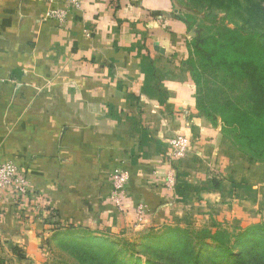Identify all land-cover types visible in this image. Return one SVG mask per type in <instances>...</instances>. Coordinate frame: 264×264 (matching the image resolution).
<instances>
[{"label": "crops", "instance_id": "obj_1", "mask_svg": "<svg viewBox=\"0 0 264 264\" xmlns=\"http://www.w3.org/2000/svg\"><path fill=\"white\" fill-rule=\"evenodd\" d=\"M46 5L0 0V162L28 186L17 203L0 190V250H36L43 213L108 226L114 169L129 172L135 199L158 205L146 183L170 169L163 153L179 130L194 161L205 154L225 168L235 157L220 121L196 109L193 34L171 0H83L63 25Z\"/></svg>", "mask_w": 264, "mask_h": 264}, {"label": "rangeland", "instance_id": "obj_2", "mask_svg": "<svg viewBox=\"0 0 264 264\" xmlns=\"http://www.w3.org/2000/svg\"><path fill=\"white\" fill-rule=\"evenodd\" d=\"M171 1L177 15L191 25V41L201 32L206 36L213 33V27H243L245 31L264 34V2L258 5L256 0H240L241 9H228L223 7L227 6L226 2ZM196 66L198 71H202L199 64ZM203 78H206L205 75ZM207 121L213 125V121ZM179 131L167 141L163 153L165 160L171 163L170 169L146 183L149 190L160 195L158 205L152 206L143 198L135 199L132 188L128 186L129 172L114 169L109 173V191L104 199L108 226L100 229L78 227L58 217L53 218L58 223L52 225L42 222L47 216L43 213L39 218L42 226L35 227L38 238L36 250H27L13 242L6 243L0 250V264H72L74 256L78 254L71 240L75 233L67 234L65 231L68 225L73 226L71 232H79L80 240L97 236L106 241L103 243L113 244L110 255H118L120 260L131 264H146V257L140 253L137 245L144 234L154 233L158 236L167 226L207 228L212 232L225 230L234 236L250 226L264 224V162L248 161L242 156L236 142L231 166V162L225 168L223 162L215 164L205 154L195 155L197 159L194 161L187 156L192 150L187 136L183 134L185 130ZM223 134V142L227 139L231 143L229 135ZM181 137L187 139V143L179 142ZM213 179L220 183L218 190H213ZM53 214L56 215L54 211ZM111 217H116L115 224L110 222ZM68 237H71V241ZM131 243L135 244L131 246ZM232 244L234 237H231L229 245L237 250L238 246L233 247ZM14 245L21 250L23 259H18L11 252Z\"/></svg>", "mask_w": 264, "mask_h": 264}, {"label": "trees", "instance_id": "obj_3", "mask_svg": "<svg viewBox=\"0 0 264 264\" xmlns=\"http://www.w3.org/2000/svg\"><path fill=\"white\" fill-rule=\"evenodd\" d=\"M207 1L226 2L223 7L228 9L242 8L240 0ZM262 2L256 0L258 5ZM178 18L191 29L182 16ZM261 35L243 27H213V33L207 36L201 32L190 41L193 53L186 61V69L196 87L198 113L214 124L219 119L222 132L229 135L233 146L239 143L241 149L237 148L249 161L264 162V34ZM197 64L202 71H198ZM211 185L213 190L220 188L215 179ZM55 216L52 212L42 222L55 225ZM66 228L67 234L75 233L71 240L78 255L74 254L72 264H131L109 254L112 243H103L106 241L94 235L80 240L79 232H71L73 226ZM231 237L237 250L229 245ZM98 242L101 243L94 244ZM98 247L101 248L95 249ZM137 247L146 257V264H264V224L250 226L234 236L225 230L167 226L158 236L144 234ZM10 250L23 259L18 246Z\"/></svg>", "mask_w": 264, "mask_h": 264}, {"label": "built area", "instance_id": "obj_4", "mask_svg": "<svg viewBox=\"0 0 264 264\" xmlns=\"http://www.w3.org/2000/svg\"><path fill=\"white\" fill-rule=\"evenodd\" d=\"M83 0H46V17L54 19L59 25H63L72 12H78L81 9ZM184 138V137H183ZM179 142L187 143L182 137ZM18 169L11 162H0V190H6L17 198L24 197L27 194V183L18 175Z\"/></svg>", "mask_w": 264, "mask_h": 264}]
</instances>
